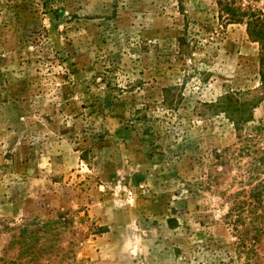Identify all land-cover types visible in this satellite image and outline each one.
Returning a JSON list of instances; mask_svg holds the SVG:
<instances>
[{"label":"rangeland","instance_id":"rangeland-1","mask_svg":"<svg viewBox=\"0 0 264 264\" xmlns=\"http://www.w3.org/2000/svg\"><path fill=\"white\" fill-rule=\"evenodd\" d=\"M262 74L215 0H0V264H264Z\"/></svg>","mask_w":264,"mask_h":264},{"label":"trees","instance_id":"trees-1","mask_svg":"<svg viewBox=\"0 0 264 264\" xmlns=\"http://www.w3.org/2000/svg\"><path fill=\"white\" fill-rule=\"evenodd\" d=\"M219 8L220 16L224 17L227 22L230 23H244L247 25L249 37L254 41L258 42L260 45V50L262 54V61L264 62V7H259L254 4L257 0H250V4H244L243 0H215ZM262 82V88L264 89V74L260 80ZM264 91V90H263ZM264 93V92H263ZM264 99V94L258 99L256 96H251L250 100L246 102H239L233 99L231 94H226L222 96L217 102L212 103L215 108L220 111H225L230 119L236 124L235 126L240 127L245 121H247L246 116L242 114L244 110V105L248 104L250 107V117H252V111L258 104ZM248 107V106H247ZM249 119V118H248ZM219 157V156H218ZM264 165V157H263ZM262 189L257 188L258 190L255 193H252L250 197V217H255L252 219V222L257 219V217H264V208H263V191ZM261 208L263 212H257ZM264 221V220H263ZM172 227L177 226V221L175 219L170 221ZM253 229V228H251ZM250 234V251H253L254 246L258 242L259 232L262 228H256ZM250 264H252L250 262Z\"/></svg>","mask_w":264,"mask_h":264}]
</instances>
